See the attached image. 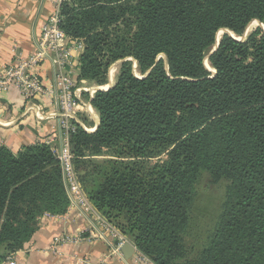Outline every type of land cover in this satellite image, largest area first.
Returning a JSON list of instances; mask_svg holds the SVG:
<instances>
[{
    "label": "trees",
    "instance_id": "1",
    "mask_svg": "<svg viewBox=\"0 0 264 264\" xmlns=\"http://www.w3.org/2000/svg\"><path fill=\"white\" fill-rule=\"evenodd\" d=\"M59 19L84 44L78 82L104 86L118 67L114 84L90 100L96 130L72 121L69 134L95 210L154 264H264V0H64ZM254 21L263 28L244 41L223 33L210 55L220 31L237 39ZM45 140L0 146V264L42 217L68 212ZM203 172L227 189L193 255L184 240Z\"/></svg>",
    "mask_w": 264,
    "mask_h": 264
},
{
    "label": "built area",
    "instance_id": "2",
    "mask_svg": "<svg viewBox=\"0 0 264 264\" xmlns=\"http://www.w3.org/2000/svg\"><path fill=\"white\" fill-rule=\"evenodd\" d=\"M64 0H55L54 9L41 27L40 37L35 42L34 53L27 58H14L0 69V94L16 91L23 100V117L35 123L55 120L57 135L44 143L59 161L62 180L69 199L68 211L78 220L86 223L87 229L75 234H62L55 238L48 250L53 255L59 253L61 245H76L90 240L105 241L110 245V255L123 264H154L141 254L133 242L118 229L109 224L92 206L84 194L73 167V156L69 146V134L73 130L72 121L79 123L86 132H92L81 124L79 114L89 120L96 118L90 100L105 86H88L77 81V67L84 44L80 39L68 37L59 27V7ZM48 64L50 77L44 79L40 69ZM114 70H110L109 82ZM48 103V104H47ZM53 104V108H49ZM44 218H56L45 215ZM88 236H83V234ZM133 245L129 261L121 252L124 244ZM2 264H16L15 255L9 256Z\"/></svg>",
    "mask_w": 264,
    "mask_h": 264
},
{
    "label": "crops",
    "instance_id": "3",
    "mask_svg": "<svg viewBox=\"0 0 264 264\" xmlns=\"http://www.w3.org/2000/svg\"><path fill=\"white\" fill-rule=\"evenodd\" d=\"M54 2L55 0H0V69L10 64L14 58H27L34 53L35 42L40 37L45 20L54 9ZM39 72L44 79H48L49 65H44ZM49 108L52 109L53 104ZM79 117L86 120V124L81 122L85 128L95 131L99 124L97 113L92 120L87 119L83 113ZM56 135L55 120L35 123L30 118L23 117V100L16 91L0 94V146L18 151L23 146L33 145ZM85 229L86 223L76 219L70 211L56 218L42 217L32 239L15 254L16 264H123L110 255V245L101 240L61 245L59 253L55 255L49 252L48 248L55 238ZM130 258L125 259L129 261Z\"/></svg>",
    "mask_w": 264,
    "mask_h": 264
},
{
    "label": "rangeland",
    "instance_id": "4",
    "mask_svg": "<svg viewBox=\"0 0 264 264\" xmlns=\"http://www.w3.org/2000/svg\"><path fill=\"white\" fill-rule=\"evenodd\" d=\"M258 27L256 22H251L247 27V35ZM222 31L217 34L220 39ZM246 35V36H247ZM245 36V38H246ZM245 38L237 37L238 40L244 41ZM207 68H210L208 63H205ZM134 67H136L134 65ZM117 64L111 65L107 73V84L111 87L114 84L115 75L117 73ZM111 76L112 83L110 84V70H114ZM138 76V74H136ZM88 86L96 87L94 83L84 82ZM105 86V85H104ZM105 89V87H102ZM227 183L225 181H215L211 176L203 172L201 173L195 185V198L193 200L190 211V224L188 236L185 238L187 248H192V254L196 255L206 244L209 236L214 231L219 215L222 211L223 202L226 197Z\"/></svg>",
    "mask_w": 264,
    "mask_h": 264
},
{
    "label": "water",
    "instance_id": "5",
    "mask_svg": "<svg viewBox=\"0 0 264 264\" xmlns=\"http://www.w3.org/2000/svg\"><path fill=\"white\" fill-rule=\"evenodd\" d=\"M254 22H256L258 26H262V24H261L259 21H254ZM262 28H263V26H262ZM223 33H228V34H230V36L233 37L235 40L240 41V40L236 39V38H235L231 33H229L227 30H223V31H222V34H223ZM246 35H247V30L245 31V33H244V35H243V38H245ZM218 43H219V39L217 38V40H216V44H215L213 50L210 52V55L216 50V48H217V46H218ZM205 63H207V59H206ZM206 69H207L208 71H211V70H210L209 68H207V67H206ZM109 88H110V87H108V88L105 89L104 91L108 90ZM98 125H99V124L96 125V128L98 127ZM95 130H96V129H95ZM184 245H186V240H184ZM133 251H134V249H133V245H132L131 243H126V244H124V245L122 246V248H121V252H122V254L124 255L125 258H129V257H131V255L133 254Z\"/></svg>",
    "mask_w": 264,
    "mask_h": 264
},
{
    "label": "bare ground",
    "instance_id": "6",
    "mask_svg": "<svg viewBox=\"0 0 264 264\" xmlns=\"http://www.w3.org/2000/svg\"><path fill=\"white\" fill-rule=\"evenodd\" d=\"M233 35V34H232ZM234 36V35H233ZM103 89V88H102ZM106 89V88H105Z\"/></svg>",
    "mask_w": 264,
    "mask_h": 264
}]
</instances>
